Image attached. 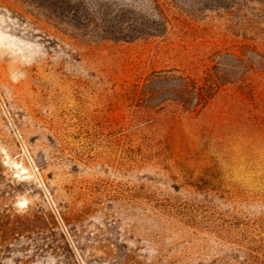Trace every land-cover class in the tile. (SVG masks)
<instances>
[{
	"label": "rangeland",
	"instance_id": "1",
	"mask_svg": "<svg viewBox=\"0 0 264 264\" xmlns=\"http://www.w3.org/2000/svg\"><path fill=\"white\" fill-rule=\"evenodd\" d=\"M159 2L166 32L122 41L0 0V264H264V74L199 113L142 95L218 50L264 55V0Z\"/></svg>",
	"mask_w": 264,
	"mask_h": 264
},
{
	"label": "trees",
	"instance_id": "2",
	"mask_svg": "<svg viewBox=\"0 0 264 264\" xmlns=\"http://www.w3.org/2000/svg\"><path fill=\"white\" fill-rule=\"evenodd\" d=\"M45 1L50 7L58 9L61 18L67 23L87 30L89 37L97 39L132 41L143 35H162L169 23L159 0H148L149 11L141 17L128 15L122 8L112 15V4L109 1H95L92 9L77 0ZM252 56L264 58V55L250 45H245L240 53L218 50L213 53V65L203 71L201 77L179 68L154 71L142 84V95L146 99H152L168 91L172 100L185 111L199 113L228 86L235 87L240 94L252 90L248 74L252 71L264 74V61L258 59L256 64L251 60ZM230 65L239 68L238 75H235L236 71L229 69ZM156 84H160L159 88H156Z\"/></svg>",
	"mask_w": 264,
	"mask_h": 264
}]
</instances>
